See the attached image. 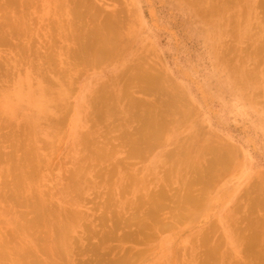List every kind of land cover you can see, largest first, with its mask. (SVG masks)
Here are the masks:
<instances>
[{
	"label": "rangeland",
	"instance_id": "rangeland-1",
	"mask_svg": "<svg viewBox=\"0 0 264 264\" xmlns=\"http://www.w3.org/2000/svg\"><path fill=\"white\" fill-rule=\"evenodd\" d=\"M217 1L0 0V264H264V0Z\"/></svg>",
	"mask_w": 264,
	"mask_h": 264
},
{
	"label": "bare ground",
	"instance_id": "bare-ground-1",
	"mask_svg": "<svg viewBox=\"0 0 264 264\" xmlns=\"http://www.w3.org/2000/svg\"><path fill=\"white\" fill-rule=\"evenodd\" d=\"M188 1L191 2V4H192L193 6H197L198 4H202V5H203V3L200 2V1H202V0H188ZM214 1H216V0H214ZM226 2H227L226 0H218L217 2H215L216 4L214 3L215 5H219V8H221L220 10H223V11H224V12H223V11H222V12H223L224 15H225V17L223 18L225 21H226V20H229V18L231 19V15H230V17H228V15H227L229 12L225 9L226 6H222V5H221V4H225ZM236 4H237V3H236ZM207 6H208V5H207ZM202 7H203V6H202ZM213 7H214V5H213ZM213 7H212V8L209 7V8L214 9ZM199 8H200V7H199ZM216 9H217V8H216ZM208 11H209V10H208ZM214 11H216V10L214 9ZM218 11H219V9H218ZM218 11H217V12H218ZM220 12H221V11H220ZM217 14H218V13H217ZM220 14H222V13H220ZM212 15H213V14H212ZM224 15H223V16H224ZM19 17H22V16H18V18H19ZM31 21H32V20H31ZM110 28H113V27L111 26ZM63 29H64V28H63V26H62V30H63ZM20 30H21V29H19L18 31H20ZM220 31H221V30H220ZM103 36H104V35H103ZM104 38H105V37H104ZM50 42H51V45L54 43L53 40H50ZM92 42H93V41H92ZM92 42H91V43H92ZM28 44H29L30 48H32L33 40H32L31 43H28ZM31 44H32V45H31ZM86 44H87V42H86ZM106 44H107V43H106ZM34 45L36 46L35 43H34ZM86 46H87V45H86ZM101 46H103V45H101ZM101 46H99V48H100ZM36 47H37V46H36ZM52 47H53V45H52V46H46V45H45V46H43V47L40 45V46L37 47V49H39V50L44 49L45 54L47 55L46 59H47V60H50V59H51L50 53H52V49L55 50V49L52 48ZM258 48L261 50L263 47H256V49H258ZM109 49H110L109 47H108V49H104V46H103V49H101L100 52H102V53H106V51H108ZM84 50H85V48H84ZM89 50H90V49H89ZM95 50H96V49H95ZM110 50L112 51L113 49H110ZM110 50H109V51H110ZM263 50H264V49H263ZM28 51H29V50H28ZM32 51H33V50H32ZM86 51H87V50H86ZM86 51H84V52H86ZM257 52H258V51H257ZM87 53H88V52H87ZM94 53H96V52H94ZM94 53H93V54H94ZM35 54H36V53H35ZM85 54H86V53H85ZM85 54H84V55H85ZM89 54H90V53H89ZM107 54H108V52H107ZM95 55L97 56V54H95ZM90 56H91V55H90ZM96 56H95V57H96ZM88 57H89V56H88ZM95 57H93V59H95ZM102 58H103V57H102ZM86 59H87V58H86ZM82 60H83V57H81V61H82ZM88 60H89V59H88ZM102 60H103V59H102ZM93 61H94V60H93ZM96 61H97V59H96ZM69 63H70V62H69ZM85 64H86V66H88V64H87L86 62H85ZM89 64L92 65L91 63H89ZM74 65H75V64H74ZM42 66H43V65L40 63V64H39V68H41ZM69 68H70V66H69ZM156 74H157V73H156ZM260 74H261V73H260ZM260 74H259V75H260ZM119 76H120V75H118V79H119ZM124 76H125V75H124ZM130 76H131V73H130ZM139 77H140V76H139ZM153 77L155 78V76H153ZM161 77H162V76H161ZM123 78H124V77H123ZM244 78H245V77H244ZM127 79H128V78H127ZM131 79L133 80V77H132V76H131ZM138 79H139V78H138ZM150 79H151V78H150ZM240 79L242 80L243 78H240ZM132 80H131L130 82H132ZM134 80H135V78H134ZM134 80H133V81H134ZM139 80H140V79H139ZM141 80H144V79H141ZM246 80H247V79H246ZM261 80H263L262 77H261L260 81H261ZM116 81H117V80H116ZM135 81H136V80H135ZM147 81H148V80H147ZM147 81L144 80V84H142V85H146V83H149V82H147ZM237 81H238V80H237ZM256 81H257V80H256ZM256 81H255V82H256ZM140 82H141V81H140ZM255 82H254V83H255ZM263 82H264V80H263ZM132 83H133V82H132ZM132 83H130V84H132ZM141 83H142V82H141ZM141 83H140V85H139L140 87L138 86L140 90H142L141 87L143 88V86L141 85ZM243 83H244V82H243ZM245 83H246V82H245ZM245 83H244V85H245ZM258 83H259V82H258ZM125 84H126V82H125ZM130 84H129V85H130ZM240 84H241V82H240ZM136 85H138V83L135 84V82H134V83H133V86L130 85V86H131L130 88L132 89V87H133V91H134V89H137V91H138V90H139L138 87L135 88ZM148 85H149V87H150V84H148ZM134 86H135V87H134ZM171 86H172V85H171ZM151 87H152V86H151ZM124 88H125V87H124ZM130 88H128V89H130ZM147 88H148V87H147ZM256 88H258V87H256ZM120 89H121V87H120ZM125 89H127V88H125ZM128 89H127V90H128ZM131 89H130L129 91H127L126 94H129V92L131 91ZM124 91H125V90H124ZM137 91H136V92H137ZM259 91H260V90H259ZM116 92H117V91H116ZM119 92H120V90H119ZM124 93H125V92H124ZM180 93H182L181 90H180ZM257 93H258V92H257ZM261 93H262V91H261ZM120 94H121V93H120ZM171 94H172V93H170V95H171ZM115 96H116V93H115ZM177 96H178V95H177ZM179 96H180V94H179ZM169 98H170V97H169ZM119 99H121V97L118 98V100H119ZM133 100H134V99H133ZM138 100H139V99H138ZM172 102H173V101H172ZM168 103H169V102H168ZM35 104H36V103H35ZM166 104H167V103H166ZM168 105H171V103L168 104ZM9 106H10V105H9ZM133 107H135V109L138 108V107H136V106H134V105H133ZM131 108H132V107H131ZM10 109H11V110H14L15 107H14L13 105H11V106H10ZM132 109H134V108H132ZM171 109H172V108H171ZM179 109H180V108H179ZM151 110H153V109H151ZM169 111H170V110H169ZM163 112H164V111H163ZM144 113H146V112H144ZM144 113H142V114L145 115ZM166 113H168V112H166ZM153 114H154V113H153ZM153 114L151 113V115H153ZM155 114H156V113H155ZM151 115H150V116H151ZM146 116H148V115H146ZM146 116H145V117H146ZM156 116H157V114L155 115V117H156ZM157 118H158V116H157ZM153 119H154V116H153ZM158 126H159V125H158ZM161 126H162V125H161ZM161 126H160V127H161ZM145 137H146V136H144V137H142V138L145 139ZM147 137H148V136H147ZM147 137H146V138H147ZM138 141H140V139H139ZM141 141H142V140H141ZM136 144H137V143H136ZM200 174L203 176L202 173H200ZM200 174H199V175H200ZM201 175H200V177H201ZM200 177L198 176V182H199ZM202 178H204V176H203ZM200 180H201V179H200ZM188 181H189V180H188ZM194 182H195V181H194ZM194 182H193V181H192V182H189V184H190V183L192 184V183H194ZM195 183H197V182H195ZM184 184H185V183H184ZM183 186H184V185H183ZM190 186H191V185H190ZM191 193H192V192H191ZM191 193H190V194H191ZM186 196H187V197H186V199H187V203L190 202V201H191V203H192V202L194 201V200H192L191 198H189L188 193H187ZM184 197H185V196H184ZM161 203H162V202H161ZM161 203H158V204H161ZM164 204H166V203H164ZM166 205H167V204H166ZM157 206H160V205H157ZM162 206H163V203H162ZM164 207H166V206H164ZM158 208H159V207H158ZM160 208H161V207H160ZM161 209H163V208H161ZM155 211H156V210H155ZM140 232H141V229H140ZM141 233H142V232H141ZM141 233H140V234H141ZM124 236H125V235H124ZM124 236H123V237H124ZM126 236H127V235H126ZM132 236H133V235H132ZM135 236H137V235L135 234ZM128 237H129L130 239L132 238V237L130 236V234L128 235ZM128 237H127V238H128ZM136 239H137V238H136ZM250 243H251V242H250ZM250 243H249V244H250ZM249 244H248V245H249ZM13 247H14V246H13ZM13 250H14V249H13ZM208 250H209V251H208V254H209L210 256L208 255V257L206 258L207 261H209L208 259H210V257L212 258V255H213V253H214V250H213V249H208ZM10 253H12V252H9V253H6V254H2V256H3L4 258H10V257L12 256ZM210 261H211V259H210Z\"/></svg>",
	"mask_w": 264,
	"mask_h": 264
}]
</instances>
